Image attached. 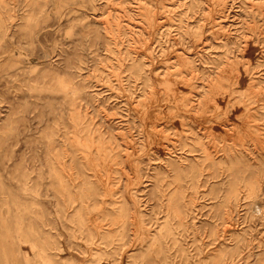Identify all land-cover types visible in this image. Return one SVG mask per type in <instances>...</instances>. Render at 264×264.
<instances>
[{"label": "rangeland", "instance_id": "rangeland-1", "mask_svg": "<svg viewBox=\"0 0 264 264\" xmlns=\"http://www.w3.org/2000/svg\"><path fill=\"white\" fill-rule=\"evenodd\" d=\"M0 264H264V0H0Z\"/></svg>", "mask_w": 264, "mask_h": 264}]
</instances>
